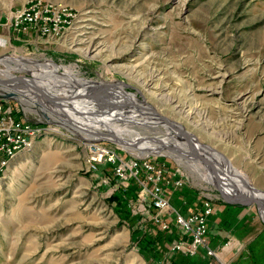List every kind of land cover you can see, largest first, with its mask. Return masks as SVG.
<instances>
[{"label":"rangeland","instance_id":"rangeland-1","mask_svg":"<svg viewBox=\"0 0 264 264\" xmlns=\"http://www.w3.org/2000/svg\"><path fill=\"white\" fill-rule=\"evenodd\" d=\"M31 1L0 0V60L42 73L0 63V90L30 92L9 101L47 131L0 179V264H199L171 258L175 234L143 208L139 184L110 166L88 170L94 141L164 162L168 177L180 169L184 185L167 186L170 196L232 210L224 262L264 264V199L243 205L222 181L229 165L264 194V0H49L68 3L77 21L54 42L16 40L6 19ZM106 130H135L143 150L86 138ZM191 150L199 161L177 157Z\"/></svg>","mask_w":264,"mask_h":264},{"label":"built area","instance_id":"built-area-1","mask_svg":"<svg viewBox=\"0 0 264 264\" xmlns=\"http://www.w3.org/2000/svg\"><path fill=\"white\" fill-rule=\"evenodd\" d=\"M77 13L67 3L49 0H34L12 11L7 27L13 30L16 39L21 40L25 32L37 35L38 41L54 42L60 39L76 21ZM10 99L0 95V179L21 151H29L47 131L15 111ZM88 170L98 172L101 166H110L114 177L121 183L134 180L142 189L143 208L155 212V220L165 231L174 233L172 250L187 256H195L202 249L209 256L226 264L209 243V218L213 214V201L206 196L199 212L186 215L170 198L167 186L184 185L182 172L175 170L167 176L166 163H155L150 157H127L117 149H111L102 142H89ZM104 182L108 179L104 178ZM168 184V185H167ZM173 223V224H172ZM174 225V226H173ZM226 242L223 249L231 247Z\"/></svg>","mask_w":264,"mask_h":264},{"label":"bare ground","instance_id":"bare-ground-1","mask_svg":"<svg viewBox=\"0 0 264 264\" xmlns=\"http://www.w3.org/2000/svg\"><path fill=\"white\" fill-rule=\"evenodd\" d=\"M92 46H95V43H93L92 44ZM3 58H8V57H0V59H3ZM13 61H15V62H17L20 66H22V65H24V69H32V71L33 72H35V73H42V71H41V69H39V68H34V67H32L31 65H29V64H25L24 62H21V61H19V60H16V59H12ZM12 60H0V63H7V62H9V61H12ZM19 85H21V86H24L23 84H19ZM12 86V85H11ZM16 86V85H15ZM14 86V87H15ZM17 87V86H16ZM9 90H11V88H9ZM14 90V89H13ZM12 91V90H11ZM0 92L1 93H3V94H6V93H14V96H16V98H18L20 101H22V102H24V103H27V98H28V96L31 94L30 92H28V91H23V90H20V89H17L16 91H13V92H10V91H8V90H4V89H2V90H0ZM25 92V93H24ZM54 115V114H53ZM132 120L134 121V122H140V121H136V119H134V118H132L131 119V122H132ZM67 124V123H66ZM65 126V125H64ZM76 126H77V124H76ZM78 126H80V127H82L81 126V124H79ZM128 127V126H127ZM134 129V128H133ZM74 130V129H73ZM116 130V129H115ZM76 131V130H75ZM125 130H123V134H118V132H115L114 133V130L113 131H100V133H87V139H90V140H92V139H95V138H98V137H100L101 135H109V136H114V137H112V139L115 141H118V142H121L122 144H126V145H129V147L130 148H135V149H137L138 151L141 149V147L138 145V144H144V143H141V141H139V140H134L135 139V137H140V138H142V135H140V133H137V132H135V130L134 131H132V132H130L129 131V134L128 135H126L125 133ZM128 132V131H127ZM134 132H135V134H134ZM170 134V133H169ZM188 134V133H187ZM188 136V138L190 139V140H192V141H196L195 139H194V136H192V135H187ZM165 140H167L169 143H171V141L172 140H168L167 138H165ZM161 142H162V140H161ZM160 141H158V143L157 144H151V146H150V151L151 152H155V151H157L158 150V148H159V146L161 147V146H163L162 145V143H161ZM188 142H189V140H188ZM168 144V143H167ZM179 146H183V145H179ZM174 149V148H173ZM180 149V148H179ZM141 150H143V149H141ZM147 150H149V149H147ZM161 149H159V151H160ZM177 150V149H176ZM208 152V151H207ZM169 153L170 154H172L171 153V150L169 151ZM206 153V152H205ZM184 154H187L189 157H192L193 158V160L195 159L196 161L198 160H200V155L198 154V153H196V152H193L192 150L191 151H181V154H177L178 156L177 157H181V156H183ZM191 154H194V155H191ZM203 154V153H202ZM182 158V157H181ZM182 159H180L179 158V161H181ZM189 160V159H188ZM219 162H221V161H219ZM222 163V162H221ZM201 164V163H200ZM220 167V166H219ZM221 167H222V165H221ZM223 167H226V170L228 171V175H229V172H230V168H231V174H230V178H229V181H228V179H226L225 180V178L223 177V179L224 180H222V181H224L226 184H227V186L228 187H232L231 189H233V193L236 195V196H239V197H245V198H247V197H249V196H253V197H258V198H263L264 199V194H263V192H261L260 194L261 195H258L254 190H253V188H252V185H251V183L249 182V181H247V180H245V179H243L242 177L240 178L239 177V175L237 174V172H236V170H235V168L234 167H231V166H229V165H227V166H223ZM223 171V170H222ZM226 174V173H225ZM235 176V180H233V177ZM221 181V180H220Z\"/></svg>","mask_w":264,"mask_h":264},{"label":"crops","instance_id":"crops-1","mask_svg":"<svg viewBox=\"0 0 264 264\" xmlns=\"http://www.w3.org/2000/svg\"><path fill=\"white\" fill-rule=\"evenodd\" d=\"M9 18L6 19V22L8 21ZM18 40V39H16ZM38 40L37 39V35L33 34V33H28L25 32L24 34L21 35V40L19 41H35ZM172 194V193H170ZM170 196V195H169ZM190 198H187L185 196L181 195V198H177L175 195H171L170 198H173V203L177 205V207L184 212L186 215H189V213L192 212H199L201 211V209L203 208V204H204V199L203 201H201V199H197V197H195V195H189ZM187 199V200H186ZM189 201L190 200V204L192 206V208H188L187 206L184 205V202ZM213 214L210 216L209 218V226H210V235H209V243L210 245L216 250V253L218 255H220V257L223 259L225 256L224 253V249L220 247L219 243L223 242L224 237L227 235L226 233H228L229 231L227 230V222H226V216H228V213L232 212V210H229L230 208L228 206L225 205L224 202H216L213 203ZM229 208V209H228ZM238 213V211H235ZM227 214V215H226ZM251 214V213H250ZM252 214L249 216V220L250 223H254L252 221L251 218ZM254 225V224H252ZM249 228V227H248ZM248 228L246 230H238L237 235H239V237L243 236V235H247L248 234ZM244 238V237H243ZM219 249V250H218ZM171 258H173L174 256L176 257L177 252H171ZM188 257H194V258H199L200 261H198L197 259H195V262L198 261L199 264H207L208 263V259L212 258L214 260H218L216 257L214 256H209L208 254L205 253L204 250H200L198 252V254H196L195 256H188ZM210 257V258H209ZM229 257H231V255H229ZM191 258V259H194ZM232 258V257H231ZM219 262V260L217 261ZM220 263V262H219Z\"/></svg>","mask_w":264,"mask_h":264},{"label":"water","instance_id":"water-1","mask_svg":"<svg viewBox=\"0 0 264 264\" xmlns=\"http://www.w3.org/2000/svg\"><path fill=\"white\" fill-rule=\"evenodd\" d=\"M13 96H14V93L13 94L12 93L2 94V97L5 98V99H12ZM166 121H167V123H169L171 125L173 123V122H169L168 120H166ZM204 160L206 161L207 159L204 158ZM214 171L216 172L215 168H214ZM233 198L236 201H238L239 203L243 204V205H247V204H250L252 202H255V203L258 204L259 207H262V205H261V199L258 198V197H251V196H249V197L245 198V197L234 196Z\"/></svg>","mask_w":264,"mask_h":264},{"label":"trees","instance_id":"trees-1","mask_svg":"<svg viewBox=\"0 0 264 264\" xmlns=\"http://www.w3.org/2000/svg\"><path fill=\"white\" fill-rule=\"evenodd\" d=\"M15 111L17 112V109L15 108ZM18 113V112H17ZM104 168L105 170V166H101L100 170H102ZM130 220H132L131 218H129Z\"/></svg>","mask_w":264,"mask_h":264}]
</instances>
